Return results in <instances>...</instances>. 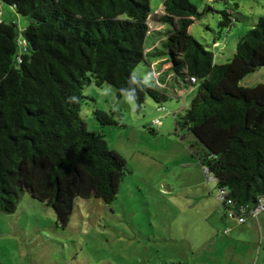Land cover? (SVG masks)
<instances>
[{"label":"trees","instance_id":"obj_1","mask_svg":"<svg viewBox=\"0 0 264 264\" xmlns=\"http://www.w3.org/2000/svg\"><path fill=\"white\" fill-rule=\"evenodd\" d=\"M3 1L30 21L20 38L15 21L0 19V212L16 211L30 193L66 226L78 196L117 197L127 160L80 115L84 87L106 82L138 108L149 95L160 103L167 92L134 69L147 60L152 72L151 58L163 56L195 85L177 124L203 145L195 152L202 167L229 189L236 210L255 205L264 193V82H241L264 66V14L219 64L189 31L200 15L191 0H163L155 14L150 0ZM223 13L221 26H230ZM149 18L170 27L162 46L146 51ZM94 114L101 124L117 123L100 108Z\"/></svg>","mask_w":264,"mask_h":264},{"label":"rangeland","instance_id":"obj_2","mask_svg":"<svg viewBox=\"0 0 264 264\" xmlns=\"http://www.w3.org/2000/svg\"><path fill=\"white\" fill-rule=\"evenodd\" d=\"M191 1L200 15L189 31L214 52L219 64L232 58L240 36L264 14V0ZM150 7L152 14L164 11L163 0H150ZM0 11L4 21L18 24L22 38L30 18L3 0ZM223 11L231 14L230 26L220 24ZM149 23L146 51L161 47L163 32L170 27L152 18ZM149 65L144 60L134 72L163 87L168 97L160 103L149 95L138 108L106 82L84 87L80 115L90 131L103 134L110 148L127 160L117 197L105 202L78 196L63 226L53 207L22 194L16 211L0 212V264H264V222L250 226L227 215L216 181L208 183L195 153L203 145L177 124L196 88L185 90L188 84L175 73L162 85L167 77L154 76ZM262 82L264 66L241 84ZM97 108L117 123L101 124L94 114Z\"/></svg>","mask_w":264,"mask_h":264},{"label":"built area","instance_id":"obj_3","mask_svg":"<svg viewBox=\"0 0 264 264\" xmlns=\"http://www.w3.org/2000/svg\"><path fill=\"white\" fill-rule=\"evenodd\" d=\"M21 45H26V41L21 40ZM191 80L193 82L197 81L196 77H191ZM157 121L158 120H156V122ZM202 168L208 183L216 181V176L209 170L207 166H203ZM218 199L221 204L228 205L226 208L227 215L231 216V218H237L240 222H243L246 217L253 216L258 218L261 214H264V193L259 196L258 201H256L255 205L250 210H248L246 207L241 208L240 210H236L234 207H232L231 204L233 203L234 199L230 195L229 189L227 187H218Z\"/></svg>","mask_w":264,"mask_h":264},{"label":"crops","instance_id":"obj_4","mask_svg":"<svg viewBox=\"0 0 264 264\" xmlns=\"http://www.w3.org/2000/svg\"><path fill=\"white\" fill-rule=\"evenodd\" d=\"M0 14H1V18H2V16L4 15V11L3 12L0 11ZM151 63H152L151 67H152L153 75L156 77L160 76L159 78L167 77L166 82L164 80H161L162 85H167L169 82V78L173 79L174 75H173V72L170 71L168 68V66L170 64H169V62L166 61V56H163L161 58H151ZM183 78L185 79V84H188L187 89H185V90H187L189 92L192 91L195 88V85L190 83V80L188 77H183ZM177 83L180 85L178 92L179 91L182 92L184 90V88L182 87L181 81H179ZM172 86L174 88L175 84H172ZM202 177H203V175H202ZM202 179H203V183H204V177ZM249 217L254 218L253 216H249ZM254 219L255 220H252V222H250L248 220V217H246V219L243 221V223L248 224L250 226H254L256 224V221H258V223H260L261 220L264 222V214L260 215L258 218H254Z\"/></svg>","mask_w":264,"mask_h":264}]
</instances>
